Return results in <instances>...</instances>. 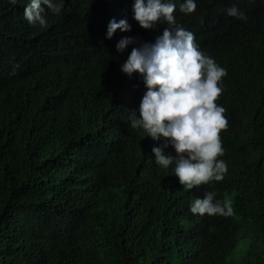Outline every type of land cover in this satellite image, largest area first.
I'll return each instance as SVG.
<instances>
[{
    "label": "trees",
    "instance_id": "1",
    "mask_svg": "<svg viewBox=\"0 0 264 264\" xmlns=\"http://www.w3.org/2000/svg\"><path fill=\"white\" fill-rule=\"evenodd\" d=\"M182 2L177 23L227 69L228 171L192 190L155 163L162 141L129 126L147 89L121 64L166 24L142 28L134 0H66L59 17L41 5V28L28 0H0V264H264V0H196L190 15ZM113 19L131 30L107 39ZM122 37L137 43L119 53ZM205 191L232 213L192 214Z\"/></svg>",
    "mask_w": 264,
    "mask_h": 264
},
{
    "label": "clouds",
    "instance_id": "2",
    "mask_svg": "<svg viewBox=\"0 0 264 264\" xmlns=\"http://www.w3.org/2000/svg\"><path fill=\"white\" fill-rule=\"evenodd\" d=\"M16 4L18 0H10ZM66 0H28L24 6V19L31 26L47 27L45 7L56 16L65 8ZM196 0H183L179 11L190 15L196 11ZM133 18L144 29H155L166 24L154 42H140L133 47L121 64V71L130 79L139 74L146 87L139 104V115L130 112L129 126L143 130L146 137L162 144L152 148L155 163L173 173L185 190L220 182L228 166L220 136L228 127L226 109L217 103L222 95L223 78L227 69L220 66L197 43L194 33L177 23L174 13L176 0H134ZM227 14L240 21L247 16L236 5ZM119 29L131 30L126 19H115L107 26L106 38L111 39ZM135 37H122L116 44L123 53L129 45L136 44ZM171 146L175 156L166 154ZM194 215L229 216L230 204L217 199L215 191H205L190 203Z\"/></svg>",
    "mask_w": 264,
    "mask_h": 264
}]
</instances>
